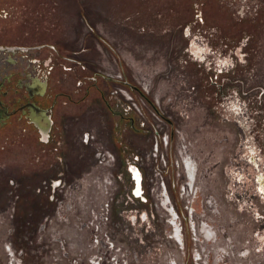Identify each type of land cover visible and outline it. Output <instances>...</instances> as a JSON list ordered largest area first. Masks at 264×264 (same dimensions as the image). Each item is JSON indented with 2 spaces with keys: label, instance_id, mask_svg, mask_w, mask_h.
I'll return each instance as SVG.
<instances>
[{
  "label": "rangeland",
  "instance_id": "374dc122",
  "mask_svg": "<svg viewBox=\"0 0 264 264\" xmlns=\"http://www.w3.org/2000/svg\"><path fill=\"white\" fill-rule=\"evenodd\" d=\"M48 1L60 3L56 39L66 50L89 47L95 70L128 74L138 107L121 91L118 104L110 99L121 88L111 82L107 100L97 93L72 105L65 121L59 108L49 144L22 128L0 136V264H264V6ZM161 128L176 130L162 174L151 152ZM187 155L197 174L182 160L181 180L176 165ZM136 156L141 196L129 170Z\"/></svg>",
  "mask_w": 264,
  "mask_h": 264
},
{
  "label": "flooded vegetation",
  "instance_id": "af4514ba",
  "mask_svg": "<svg viewBox=\"0 0 264 264\" xmlns=\"http://www.w3.org/2000/svg\"><path fill=\"white\" fill-rule=\"evenodd\" d=\"M243 2H237L240 9H251L253 0ZM254 2L257 9L264 6V0ZM48 3V0H0V136L18 137L22 128L27 132L23 137L36 132L40 141L49 144L57 138L59 108H62L61 121H65L68 107L90 105L97 93L107 100L109 83L129 88L128 74L119 79L94 69L96 62H89L86 56L91 52L89 47L66 50L64 41L56 39L61 33L60 3L51 8ZM228 5L236 8L235 0ZM195 25L204 28L205 24ZM193 50L201 54L203 48L196 45ZM115 91L109 90L110 99H116L118 104ZM120 99L126 101L124 96Z\"/></svg>",
  "mask_w": 264,
  "mask_h": 264
},
{
  "label": "built area",
  "instance_id": "2783aa9c",
  "mask_svg": "<svg viewBox=\"0 0 264 264\" xmlns=\"http://www.w3.org/2000/svg\"><path fill=\"white\" fill-rule=\"evenodd\" d=\"M116 78H119L120 79L121 78V74H118L116 76ZM118 91H121L122 92V95L121 96H124L125 97V99L127 101V105H128V103H131L130 101H132L133 102L132 105H134L136 108L138 107L137 103H135L134 98L130 95V87L128 89L121 87L119 90H116L115 93H118ZM155 104H156V102H155ZM129 105L127 106L128 108H129ZM160 107L161 106L160 105L158 106L157 104H156V108L154 107L155 112L159 115V116L157 115L158 116L157 118L164 117V115L162 114V112L159 109ZM138 110L140 111L139 108H138ZM140 113H141V116H144V112L140 111ZM143 119H145V118H143ZM142 123L145 124L144 121H142ZM175 131L176 130H173V132H175ZM173 132L171 130L170 131H167L166 129L163 130L161 128L157 132V135L154 136V139L153 140L155 141V143L153 141V147H152L151 152L153 151L154 158L158 160V165L156 163V166H155V172H157V173L159 172L160 174H162V172L164 173V172H166V170H168L167 169V166L163 165V164H166L167 163V158H166V155L164 153V150H166L167 147L170 145V138H171V136L174 135ZM163 134H166V136H165L164 140L162 141V135ZM90 135L91 134L88 133L86 136H89V138H90L91 137ZM86 141H88V140H86ZM98 157L101 160V162H104V161H107V160H111L112 161L114 159L113 155H111L109 153H106V155H103V157H102V153H100V156H98ZM161 159H165L164 160L165 162H162ZM182 160H184V162L185 161H188V155L187 156H183L182 159H181V161L180 162L178 161V166L176 165V168H177L176 169V172H178V175L181 178V180L183 178L182 177V172H183L182 169L184 167L183 164H182ZM149 161L152 162V160L150 158H149ZM188 162L190 163V167L187 168L188 169V174L189 173L191 174V172L194 170V167L192 168L191 161H188ZM143 163H144V158L143 157L136 156V159H134L132 161V165H131L133 169H129L130 172H131V174H132V179L135 181V188L137 189V191H139V192H137L136 196H141V195H144V193H145L146 177L145 178L143 177L144 176L143 175V172H142ZM108 178H105V180H107ZM153 179H154L153 180V188H154L155 192H157L158 189H159L158 188L159 182L156 180V178H153ZM162 179H163L164 187H166L167 184H166V181H165L163 175H162ZM112 180L113 179H111L110 181L112 182ZM175 183H177V182H175ZM60 185H61V181H59L58 184H56L55 187H58ZM108 193H110V192H108ZM109 199H111V198H109ZM168 203H170L169 200H167V204ZM109 211H110V202L107 201V203H105L102 206V209L100 210L99 216L105 217V216L108 215ZM179 219L180 218H178V217H174L173 219H170V220L173 223V225L174 224L179 225V224H181L180 221H179ZM179 233H181V232L178 229V231H175L174 232V235L177 234V237H178Z\"/></svg>",
  "mask_w": 264,
  "mask_h": 264
},
{
  "label": "trees",
  "instance_id": "16d2710c",
  "mask_svg": "<svg viewBox=\"0 0 264 264\" xmlns=\"http://www.w3.org/2000/svg\"><path fill=\"white\" fill-rule=\"evenodd\" d=\"M129 87H130L131 89H134V90H136V88H137V87L134 86V85H130ZM139 89H140V88H139ZM147 97H148V96H147ZM148 98H149V97H148Z\"/></svg>",
  "mask_w": 264,
  "mask_h": 264
},
{
  "label": "bare ground",
  "instance_id": "6f19581e",
  "mask_svg": "<svg viewBox=\"0 0 264 264\" xmlns=\"http://www.w3.org/2000/svg\"><path fill=\"white\" fill-rule=\"evenodd\" d=\"M174 136V135H173ZM173 136H171V138H170V144H171V141L173 142ZM195 173L197 174V172L195 171ZM137 192H139V191H137Z\"/></svg>",
  "mask_w": 264,
  "mask_h": 264
}]
</instances>
